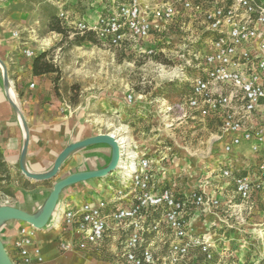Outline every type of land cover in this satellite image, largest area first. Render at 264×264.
<instances>
[{
  "label": "built area",
  "instance_id": "2783aa9c",
  "mask_svg": "<svg viewBox=\"0 0 264 264\" xmlns=\"http://www.w3.org/2000/svg\"><path fill=\"white\" fill-rule=\"evenodd\" d=\"M112 3L111 12L93 21L70 22L64 13L58 18L73 29V35L90 34L102 45L147 56L162 51L173 36L171 26L177 25L188 50L181 77L192 73L188 96L169 112L177 113L175 119L181 123L215 127L212 143H222L223 151L204 166L208 180L196 191L183 194L166 186V171L159 165L165 158L140 153L136 147L137 152L127 154L120 144L122 164L115 170L120 185L107 199L87 201L73 209L58 205L53 226L63 221L72 235L60 248L86 251L88 246L98 247L108 233H116L122 238L118 264H199L198 256L203 257L202 264L215 256L221 262L235 219L252 210L254 193H264V163L257 161L255 168L238 173L235 158L239 157L234 155L235 147L243 144L252 157L264 154V0ZM24 55L31 58L33 52L25 50ZM125 100L132 103L133 98L127 95ZM216 181L223 183L217 187ZM210 185L218 192L232 189L234 196L227 208L221 198L205 192ZM201 215L211 219L199 229ZM37 232L28 224L18 229L14 254H8L12 264L43 262L34 242ZM249 243L264 249V224L254 228Z\"/></svg>",
  "mask_w": 264,
  "mask_h": 264
},
{
  "label": "crops",
  "instance_id": "0c3cea01",
  "mask_svg": "<svg viewBox=\"0 0 264 264\" xmlns=\"http://www.w3.org/2000/svg\"><path fill=\"white\" fill-rule=\"evenodd\" d=\"M113 1L115 0H39L27 8L25 0H0V60L7 67V77L15 92L14 99L19 110L17 112L7 98L0 69V153L9 175L8 181L0 183V206L16 208L37 217L55 183L73 174L101 171L109 165L112 148L106 144H93L66 156L54 179L38 181L27 176L45 177L53 171L69 146L103 134L98 130L97 116H89L82 111L84 108L71 107L62 101L55 91L52 74L33 75L34 57L55 40L50 34H44L45 27L42 26L43 19L39 10L49 2L55 7L57 17L64 13L70 22L93 21L102 13L111 12ZM25 50L33 52L34 57H26ZM243 145V153L237 154L234 151L235 157H239L235 158L238 173L255 168L257 161L264 163V154L263 157H252L247 145ZM220 154L219 150H215L209 158L211 161H206L207 164L203 166L191 163L185 156L179 161L176 156V161L172 158L165 159L168 166H161L164 168L162 171H166V186L177 193L196 191L197 186L209 178L204 166L211 165ZM215 183L219 187L223 181ZM119 185L120 176L116 171L104 178L79 182L61 190L58 205H62L64 209H73L87 201L102 199L105 193L111 194ZM2 189H8L12 195L5 196L8 198L4 202H1ZM206 189V193L221 198L222 205L226 208L231 204L230 200L234 196L232 189L218 192L213 185ZM251 198L252 210L244 211L235 219V230L229 231V235L236 237L244 233L243 235L250 236L254 234V228L264 224V193H254ZM54 213L48 222L52 226L47 225L46 229L39 230L34 237L35 244L41 249V264H118L116 254L122 238L116 233H108L98 247L88 246L86 251L63 252L61 244L71 240L72 235L65 229L63 221H58L53 226ZM208 219H211L209 215H201L196 228H202ZM24 225L16 220H0V240L8 254H14V238L18 229ZM252 246L258 247L257 243ZM257 249L256 253L259 252ZM262 249L260 255L264 256Z\"/></svg>",
  "mask_w": 264,
  "mask_h": 264
},
{
  "label": "rangeland",
  "instance_id": "374dc122",
  "mask_svg": "<svg viewBox=\"0 0 264 264\" xmlns=\"http://www.w3.org/2000/svg\"><path fill=\"white\" fill-rule=\"evenodd\" d=\"M38 1L25 0L24 3L28 8ZM39 12L44 34L55 37L41 52H47V60L56 69L52 74L55 91L69 106L84 108L82 111L87 115L97 116L102 135L130 139L128 151H136V147L140 153L148 151L156 158L168 160H175L176 156L178 161L185 156L191 163L201 166L207 164L215 150L222 153L223 144L212 143L215 127L189 121L181 123L175 119L177 113L169 112L184 102L192 73L187 71L181 77L180 70L184 68L188 50L183 46L187 44L177 31V25L171 26L173 36L161 47L162 51L155 50V54L147 56L100 43H77L73 33L62 37L47 27L50 14H56L55 7L47 2ZM127 95L132 96V103L125 100ZM243 146L235 147L234 151L243 153ZM165 161L159 165L168 166ZM1 194V202H4L8 197ZM108 197L109 193L103 196L104 199ZM229 237L232 240L225 243L224 250L220 247L224 251L221 262H218L219 256H215L209 264H264L261 248L252 246L254 243H249V236L243 235L246 238L243 242L235 241L233 235ZM198 261L202 264L203 257L198 256Z\"/></svg>",
  "mask_w": 264,
  "mask_h": 264
},
{
  "label": "water",
  "instance_id": "95a60500",
  "mask_svg": "<svg viewBox=\"0 0 264 264\" xmlns=\"http://www.w3.org/2000/svg\"><path fill=\"white\" fill-rule=\"evenodd\" d=\"M8 83H9V80H8L7 72H6V77H4L5 87ZM16 110L17 112H19L17 106H16ZM93 144H106L112 148L111 161L105 169L101 171H97V172H92V173L73 174L55 183L53 185L52 191L41 213L37 217H32L16 208H12L9 206H0V220L10 219V220L20 221L24 224L33 226L35 229L39 231L45 228V226L48 224L49 220L51 219L56 209V206L58 205V200H59V195H60L61 190H63L64 188L70 185H73L79 182H84V181H88L91 179L104 178L107 175L114 172L119 166L120 144H118V142L114 140L113 138L108 137L106 134V135H98L96 137L87 139L81 143H77V144L69 146L66 149V151L62 154V156L59 158L53 171L49 173L48 175H46L45 177L38 178V177H33L29 174H27V176L31 179L38 180V181L46 180V179H54L57 176V173L59 172V168L62 164V160L66 156H68L71 152L79 148H83L85 146L93 145ZM0 264H12L9 258V255L7 253V250L5 246L3 245V243L1 242V240H0Z\"/></svg>",
  "mask_w": 264,
  "mask_h": 264
},
{
  "label": "trees",
  "instance_id": "16d2710c",
  "mask_svg": "<svg viewBox=\"0 0 264 264\" xmlns=\"http://www.w3.org/2000/svg\"><path fill=\"white\" fill-rule=\"evenodd\" d=\"M47 27L50 32L59 34L62 37H67L69 34L74 33L73 29L62 25L60 19L54 13L50 14ZM74 41L77 43L86 42V41L90 43H98L90 34L83 36L74 34ZM46 57H47V52H44L33 59L32 73L34 76H43L48 74H54L56 72L54 65L52 64L51 61L47 60ZM188 94H189V89L188 92L185 94L186 95L185 98L188 96ZM8 180H9L8 169L0 153V183ZM2 192L4 195L12 196L11 192L8 189H2Z\"/></svg>",
  "mask_w": 264,
  "mask_h": 264
},
{
  "label": "bare ground",
  "instance_id": "6f19581e",
  "mask_svg": "<svg viewBox=\"0 0 264 264\" xmlns=\"http://www.w3.org/2000/svg\"><path fill=\"white\" fill-rule=\"evenodd\" d=\"M0 58H1V57H0ZM1 59H2V58H1ZM0 69H1V71H2V73H3V76L6 77L7 67H6L5 63L2 62L1 60H0ZM12 86H13V85H12ZM12 88H13V87H11L10 83H8V84L6 85V87H5L4 90H6L7 98L10 100V102H11L12 105H13V107L16 108V103H15V101H14V97H15L14 93H15V92H13ZM22 127H23V126H22ZM113 133H114V132H113ZM107 136L113 138L114 140H116V141L118 142V144H121L122 150H123L124 152H127V154L130 153V150L128 151V149H129L128 147H129L130 139L125 138V137H122V138L119 139V138H117L116 136H114L113 134H107ZM123 151H122V152H123ZM120 152H121V151H120ZM128 152H129V153H128ZM120 164H122V163L119 162V165H120ZM61 206H62V205H61Z\"/></svg>",
  "mask_w": 264,
  "mask_h": 264
}]
</instances>
